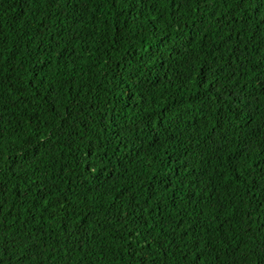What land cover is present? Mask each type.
Here are the masks:
<instances>
[{"label":"trees","instance_id":"16d2710c","mask_svg":"<svg viewBox=\"0 0 264 264\" xmlns=\"http://www.w3.org/2000/svg\"><path fill=\"white\" fill-rule=\"evenodd\" d=\"M264 0H0V264H264Z\"/></svg>","mask_w":264,"mask_h":264},{"label":"snow or ice","instance_id":"6c2138e0","mask_svg":"<svg viewBox=\"0 0 264 264\" xmlns=\"http://www.w3.org/2000/svg\"><path fill=\"white\" fill-rule=\"evenodd\" d=\"M261 86L264 87V83H262Z\"/></svg>","mask_w":264,"mask_h":264}]
</instances>
